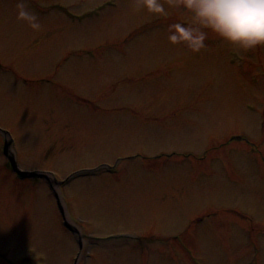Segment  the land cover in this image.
<instances>
[{
    "label": "rangeland",
    "instance_id": "obj_1",
    "mask_svg": "<svg viewBox=\"0 0 264 264\" xmlns=\"http://www.w3.org/2000/svg\"><path fill=\"white\" fill-rule=\"evenodd\" d=\"M158 2L166 13L26 0L34 31L19 0H0V128L23 169L61 183L64 215L86 234L80 262L264 264V49L211 32L199 51L172 45L169 26L189 14ZM173 152L188 165L153 166ZM4 163L0 147V255L74 264L52 186Z\"/></svg>",
    "mask_w": 264,
    "mask_h": 264
},
{
    "label": "clouds",
    "instance_id": "obj_2",
    "mask_svg": "<svg viewBox=\"0 0 264 264\" xmlns=\"http://www.w3.org/2000/svg\"><path fill=\"white\" fill-rule=\"evenodd\" d=\"M137 6L166 13L158 0H137ZM173 6L183 8L189 18L169 26L167 39L172 45L199 51L211 32L242 52L264 49V0H174ZM17 9L18 19L34 31L40 30L37 17L27 10L26 0H19Z\"/></svg>",
    "mask_w": 264,
    "mask_h": 264
},
{
    "label": "bare ground",
    "instance_id": "obj_3",
    "mask_svg": "<svg viewBox=\"0 0 264 264\" xmlns=\"http://www.w3.org/2000/svg\"><path fill=\"white\" fill-rule=\"evenodd\" d=\"M17 145V144H16ZM75 230V228L74 227H71V232H73Z\"/></svg>",
    "mask_w": 264,
    "mask_h": 264
},
{
    "label": "water",
    "instance_id": "obj_4",
    "mask_svg": "<svg viewBox=\"0 0 264 264\" xmlns=\"http://www.w3.org/2000/svg\"><path fill=\"white\" fill-rule=\"evenodd\" d=\"M25 175H35L34 173H31V174H29V173H25Z\"/></svg>",
    "mask_w": 264,
    "mask_h": 264
}]
</instances>
